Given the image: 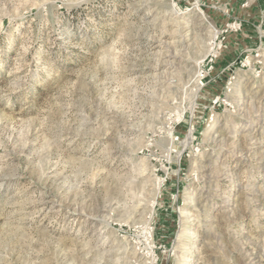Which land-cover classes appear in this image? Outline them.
<instances>
[{
	"label": "rangeland",
	"instance_id": "1",
	"mask_svg": "<svg viewBox=\"0 0 264 264\" xmlns=\"http://www.w3.org/2000/svg\"><path fill=\"white\" fill-rule=\"evenodd\" d=\"M0 264H264V0H0Z\"/></svg>",
	"mask_w": 264,
	"mask_h": 264
},
{
	"label": "bare ground",
	"instance_id": "2",
	"mask_svg": "<svg viewBox=\"0 0 264 264\" xmlns=\"http://www.w3.org/2000/svg\"><path fill=\"white\" fill-rule=\"evenodd\" d=\"M202 20V19H201ZM171 57V56H170ZM174 58V56L172 55V59Z\"/></svg>",
	"mask_w": 264,
	"mask_h": 264
}]
</instances>
